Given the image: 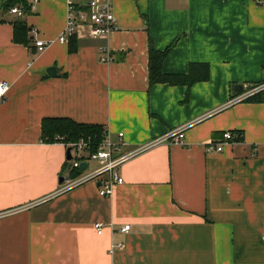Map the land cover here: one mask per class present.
Masks as SVG:
<instances>
[{"label":"crops","instance_id":"obj_1","mask_svg":"<svg viewBox=\"0 0 264 264\" xmlns=\"http://www.w3.org/2000/svg\"><path fill=\"white\" fill-rule=\"evenodd\" d=\"M67 4L40 0L17 18L0 3V264H264V101L235 100L264 82V3L113 0L119 30L62 43ZM18 22L28 31L16 41ZM151 45L172 46L165 73L205 64L209 78L151 85ZM45 118L123 132L124 153L189 127L183 144L128 160L106 197L94 181L58 193L71 163L64 143L42 141ZM225 131L241 140L206 151Z\"/></svg>","mask_w":264,"mask_h":264},{"label":"built area","instance_id":"obj_2","mask_svg":"<svg viewBox=\"0 0 264 264\" xmlns=\"http://www.w3.org/2000/svg\"><path fill=\"white\" fill-rule=\"evenodd\" d=\"M26 4L17 3L11 5L7 10L9 13L15 15L17 18H23L28 14L33 13L40 0H25ZM8 0H0L4 6ZM256 3L262 4L264 0H255ZM120 29L119 21L114 12L113 0H68L67 4V18L64 31L59 36V41L65 43L73 36L80 33L92 38H107L113 32ZM33 31H36L33 29ZM50 45L49 41L44 39H37L36 46L39 51L44 50ZM103 52H107L105 57H102L103 62L112 60V57L106 46H101ZM10 84L7 81H0V100L5 99L8 95ZM264 91V82L249 85L246 90L241 93L235 100H246L248 97ZM189 125H182L175 128L164 135L156 137L147 143L141 145L138 149L132 152H123L124 133L120 132L118 140H114L110 133L105 131V136L99 143L93 144L90 138H81L78 141L62 142L67 148H70L72 158L70 159L71 173L64 177L60 182L61 186L58 193L66 192L82 183L94 181L99 183V193L102 196H111L114 188L124 182L122 175L123 165L135 155L150 149L162 143H176L183 144L185 138V131ZM62 140V139H61ZM236 141L234 134L231 131H225L223 140L208 141L206 151L221 152L224 150L226 142ZM91 161H95L97 166L91 168ZM82 162H88V167L81 170ZM81 170L82 173L77 177L73 176V171ZM95 228L98 234L104 231V224L102 222L95 223ZM131 229L130 224L121 227L122 232H128ZM124 249L125 243H120L116 248ZM114 250V249H113ZM112 250V251H113Z\"/></svg>","mask_w":264,"mask_h":264},{"label":"trees","instance_id":"obj_3","mask_svg":"<svg viewBox=\"0 0 264 264\" xmlns=\"http://www.w3.org/2000/svg\"><path fill=\"white\" fill-rule=\"evenodd\" d=\"M23 3L27 6L25 0H8L4 5L7 10L11 5ZM19 30L25 34L28 27L23 22H18L15 27L14 39L21 40L19 37ZM75 39L74 36L70 40ZM172 46L164 51L156 50L153 45L150 46V60H149V76L151 85L157 83H167L172 85H191L198 80H205L209 78V65L198 64L191 65L190 71L186 74H169L163 71V63ZM74 50L75 48H71ZM203 67L202 74H196L194 67ZM256 85V84H254ZM263 91L248 97L247 101H264ZM239 93V92H236ZM106 128L98 123H80L69 118H45L42 123V141L44 142H69L78 141L81 138H90L93 144L99 143L105 136ZM62 139V140H61ZM236 140H241V137H236ZM82 173L77 169L73 171V176L77 177Z\"/></svg>","mask_w":264,"mask_h":264},{"label":"water","instance_id":"obj_4","mask_svg":"<svg viewBox=\"0 0 264 264\" xmlns=\"http://www.w3.org/2000/svg\"><path fill=\"white\" fill-rule=\"evenodd\" d=\"M47 71L50 75H56L57 69L55 66H52V67H49ZM243 88H244L243 85H236L235 86L236 91H241V90H243ZM71 158H72V155L70 152V148H67V159L70 160ZM87 167H88V162H82L81 170H85ZM63 179H64V177H61L60 182H62ZM98 184H100V182Z\"/></svg>","mask_w":264,"mask_h":264},{"label":"rangeland","instance_id":"obj_5","mask_svg":"<svg viewBox=\"0 0 264 264\" xmlns=\"http://www.w3.org/2000/svg\"><path fill=\"white\" fill-rule=\"evenodd\" d=\"M69 163H71V161L69 160ZM72 165V163H71ZM97 166V163L95 161H91V168H94Z\"/></svg>","mask_w":264,"mask_h":264}]
</instances>
